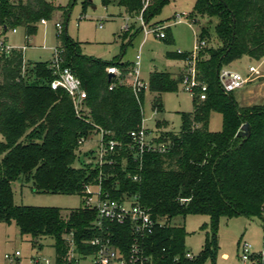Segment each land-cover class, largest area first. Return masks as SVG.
Here are the masks:
<instances>
[{
  "label": "trees",
  "instance_id": "16d2710c",
  "mask_svg": "<svg viewBox=\"0 0 264 264\" xmlns=\"http://www.w3.org/2000/svg\"><path fill=\"white\" fill-rule=\"evenodd\" d=\"M0 1V38L18 26H24L28 35L35 33L37 23L58 9L47 0ZM167 1L154 0L145 17L150 20ZM120 4L135 16L143 6L142 0H120ZM196 11L217 18V46L200 49L197 59L199 79L208 85L207 98H193L194 110L183 113L179 131L161 132L155 137L170 143L168 152H145L141 159L131 131L142 124L146 91L136 94L123 82L131 69L129 63H120V83L108 72L110 66L118 65L116 60L87 56L80 42L67 33L59 35L62 64L82 80L87 92L84 114L78 116L69 93L52 89L57 75L50 62L28 66L21 49L0 53V222L16 223L21 234L31 236L34 242L51 237L59 264L64 263L72 246L81 256L95 252L89 241L100 234L95 225L97 210L84 206L64 215L58 207L18 205L14 183L26 180L40 193L79 194L84 198L87 185L101 182L113 199L137 197L153 218H168L165 226L157 225L142 239L146 253L157 264L214 261L222 216L242 215L263 223L264 103L240 106L234 92L221 87L219 73L243 56L264 59V0H197ZM200 38L211 39L207 26ZM168 54L182 59L189 56ZM182 76L151 73L148 86L156 110H162L161 94L175 90ZM212 111L223 115L219 132L209 128ZM246 122L251 127L250 136L239 134ZM98 126L109 132L107 140L118 142L115 152L107 157L112 163L107 161L100 167L81 158V165L75 166L82 146L79 141H86ZM86 154L93 156L94 150ZM190 213L210 215L214 231L212 241L194 259L186 257L184 226L172 223ZM111 229L114 243L127 251L133 241L130 225L113 224ZM252 258L264 264V253Z\"/></svg>",
  "mask_w": 264,
  "mask_h": 264
},
{
  "label": "rangeland",
  "instance_id": "374dc122",
  "mask_svg": "<svg viewBox=\"0 0 264 264\" xmlns=\"http://www.w3.org/2000/svg\"><path fill=\"white\" fill-rule=\"evenodd\" d=\"M58 9L46 19V23H37L35 33L27 34L24 26H18L17 32L10 29L5 37L8 43L18 49H24V58L28 66L39 62H50L54 56V49L59 46L58 37L67 33L71 38L80 42L83 54L104 61L116 60L120 63L136 62L137 55L141 56L139 78L149 85L153 71L167 72L173 77L185 73L190 67L186 59L171 57L169 52L191 54L196 52V45L200 43V34L204 26L209 28L211 39H203L205 48L217 46L215 33L217 18H208L196 11L197 0H168L160 10L150 19V25L172 22L174 17L186 12L188 17L174 24L169 30L167 38L155 34L145 36L141 30V23L135 15L127 12L120 4V0H47ZM192 18H196L190 26ZM128 19V20H127ZM57 23L62 24L59 32ZM129 23L131 32L125 35L123 27ZM194 30L198 33L195 35ZM29 38V39H28ZM255 60L243 56L230 67L247 74L249 66ZM229 67V66H228ZM122 72V71H121ZM153 93L148 89L143 103V122L145 127L158 138L161 132L179 131L183 124V113L194 110V99L186 92L179 82L177 88L161 94L162 110H156L153 105ZM158 121L161 125L158 126ZM211 131L219 132L223 128V115L212 111L209 121ZM101 135L92 134L81 146L75 166L81 165L82 160H90L86 152L97 150ZM0 140L3 135L0 132ZM89 163V162H88ZM94 200L97 201L96 189H92ZM14 199L18 205L58 207L64 215L70 211L85 206L84 198L79 194H52L35 192L33 182L18 180L14 183ZM211 217L208 214L190 213L185 217L179 216L172 221L175 225L185 228V248L194 255H200L213 239ZM51 237H43L40 241H32L31 236L21 234L16 223L0 222V264H10L6 254L13 255L20 252L16 264H30L31 260L39 259L40 264H59L56 249ZM249 245L250 254L254 257L264 253V225L259 218H248L242 215L222 216L217 225V255L215 260L209 259L205 264H257L250 258L242 260V246ZM42 244V246L40 245ZM74 257L79 264H93L92 256ZM49 260V263L47 262ZM66 260V259H65ZM64 260V261H65Z\"/></svg>",
  "mask_w": 264,
  "mask_h": 264
},
{
  "label": "built area",
  "instance_id": "2783aa9c",
  "mask_svg": "<svg viewBox=\"0 0 264 264\" xmlns=\"http://www.w3.org/2000/svg\"><path fill=\"white\" fill-rule=\"evenodd\" d=\"M1 3V1H0ZM154 3V0H142V9L140 13L136 15L137 19L141 23L142 31L145 36L155 34L161 38L167 36V29L175 23H180L183 21L184 17H188V13H179L174 17L173 23H161L150 25L149 19L145 17V12ZM128 20V19H127ZM196 19L192 18L189 23L193 26ZM42 23H46V19L41 20ZM57 27L59 32H62V24L58 23ZM131 27L129 23L123 27V31H130ZM13 32H17V28L12 29ZM195 35L198 33L194 30ZM206 46L205 41H200L196 45V52L189 54L186 60L189 62L190 67L183 73L181 84L184 90L192 95L193 98H198L199 100H205L207 98L208 85L199 79V71L197 68L198 52L200 49ZM24 47L21 50H24ZM18 49L9 44L3 35L0 38V53L7 52L10 53L12 50ZM182 53V52H179ZM141 56L137 55L136 62L131 67L125 82L127 85L131 86L134 92L137 94L141 90L147 91L149 86L142 82L139 78V66H140ZM61 58V49H54V56L49 63L50 68L53 69L57 77L51 82V87L54 90L64 89L66 90L72 98L74 108L78 116H82L85 110V100L87 98V92L83 88L82 80L69 68L63 66ZM109 74H113V77L120 80L122 72L116 66H110L108 68ZM262 76V71L258 66H251L248 73L245 75L241 71L232 69L230 67H224L219 73L220 85L225 92H234L238 89L243 88L250 82L258 79ZM117 84L113 83L110 89ZM98 133H100L101 138L98 141L97 150H94L93 156H89V163H94L102 167L108 160L107 157L115 152L118 142L113 139H106V135L109 134L108 131L101 127H97ZM131 137L134 142V148H136V154L141 159L145 152H159L166 153L170 150V143L166 141H156L152 133L145 127L144 122L135 130L131 131ZM80 144H84L85 140L81 139ZM87 162V163H88ZM135 180L139 179V176H134ZM92 189H96L97 201L94 200V193ZM85 206L88 208H93L97 210V219L95 221L96 228L99 229L100 234L92 238L89 241L91 246L95 247V252L90 254L93 257V264H157L155 263L153 257L146 253L143 246L142 239L147 235L154 232L157 225L165 226L168 222L167 217H157L153 218L151 210L142 205L137 197H130L124 200L113 199L103 190L102 183L98 185H87L85 188ZM185 201V199H183ZM130 225L133 232V241L127 251H123L119 246H117L113 241V232L111 225ZM264 224V220H263ZM243 254L242 260L244 262L250 260L252 255L249 251V245L243 244L242 246ZM75 249L72 246L66 260L63 264H79V260L74 257ZM20 252L17 251L15 254H6L5 258L10 264H16ZM186 257L189 259H194L195 255L191 252L186 253ZM49 263V260H47ZM30 264H40L39 259L31 260Z\"/></svg>",
  "mask_w": 264,
  "mask_h": 264
},
{
  "label": "crops",
  "instance_id": "0c3cea01",
  "mask_svg": "<svg viewBox=\"0 0 264 264\" xmlns=\"http://www.w3.org/2000/svg\"><path fill=\"white\" fill-rule=\"evenodd\" d=\"M150 21V20H149ZM174 20L171 22H164V23H173ZM58 24V23H57ZM177 24V23H175ZM174 24H172L168 29L171 30V27ZM191 26V25H190ZM142 30V28H141ZM125 32V31H123ZM131 32L128 31L127 34L125 35H129V33ZM126 33V32H125ZM6 38V37H5ZM29 39V38H28ZM6 40L8 41V38H6ZM10 44V43H9ZM24 53V50H23ZM248 57V56H247ZM250 58V57H249ZM251 59V58H250ZM25 60V58H24ZM253 60V59H252ZM51 62V61H50ZM236 62V61H234ZM233 62V63H234ZM255 64H251L249 66V68L251 66H258L260 67L261 71H262V76L259 77L258 79L254 80L253 82L248 83L247 85H245L243 88L238 89L236 91H234V96L235 99L237 101V103L240 106H252V105H258V104H263L264 103V59L261 61H256L255 60ZM231 63L229 65V67L233 64ZM134 65V63L132 65L129 64L130 68ZM231 68V67H230ZM154 97V95H153ZM150 132V131H149ZM151 133V132H150Z\"/></svg>",
  "mask_w": 264,
  "mask_h": 264
},
{
  "label": "water",
  "instance_id": "95a60500",
  "mask_svg": "<svg viewBox=\"0 0 264 264\" xmlns=\"http://www.w3.org/2000/svg\"><path fill=\"white\" fill-rule=\"evenodd\" d=\"M91 1V0H90ZM113 76V74H109V77L111 78ZM240 135H244V136H250L251 134V127L250 124L248 122L244 123L239 131Z\"/></svg>",
  "mask_w": 264,
  "mask_h": 264
}]
</instances>
